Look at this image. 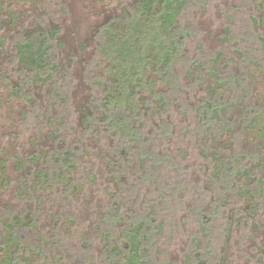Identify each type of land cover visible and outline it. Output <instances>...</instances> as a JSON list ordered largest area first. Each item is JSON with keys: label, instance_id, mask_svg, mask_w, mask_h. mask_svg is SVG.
<instances>
[{"label": "rangeland", "instance_id": "1", "mask_svg": "<svg viewBox=\"0 0 264 264\" xmlns=\"http://www.w3.org/2000/svg\"><path fill=\"white\" fill-rule=\"evenodd\" d=\"M137 2L0 0V264H107L144 219L153 264H264V0L183 4L179 86L129 109V136L103 120L99 79L113 77L104 27ZM42 27L54 76L24 80L18 42ZM59 137L73 166L51 161ZM26 215L19 242L7 224Z\"/></svg>", "mask_w": 264, "mask_h": 264}, {"label": "trees", "instance_id": "2", "mask_svg": "<svg viewBox=\"0 0 264 264\" xmlns=\"http://www.w3.org/2000/svg\"><path fill=\"white\" fill-rule=\"evenodd\" d=\"M188 0H138L128 12L114 18L105 25L106 37L104 46L105 57L109 60L106 70L112 78L102 77L99 84L103 85L105 97L102 99L101 111L107 125L126 135L137 134L131 125L128 110L140 109L155 101L169 105V99L164 92L156 91L158 82L162 81L170 86L174 93L179 86V76L174 68L180 62L186 43V32L178 23V17L183 4ZM52 34H56L52 32ZM48 31L37 28L18 42V57L23 65L24 80H47L54 76L57 66V54L48 45ZM264 41V40H263ZM157 77L155 78L153 75ZM170 91V92H171ZM152 93L153 98L145 93ZM218 103L208 101L202 117L204 120L214 119L218 113ZM83 119L88 128L98 124L94 118L91 106L86 107ZM168 126L165 132L168 133ZM56 149L51 152L56 163L63 159L65 164L73 166L71 156L73 152L66 150L65 139L59 137ZM48 159V158H47ZM227 174L233 171V164L226 167ZM39 174L50 181L52 172L40 169ZM55 172V171H54ZM57 174V173H56ZM117 213L120 206L114 204ZM31 219L29 215L20 216L18 221L11 220L14 237L21 242L23 233L18 226H23ZM152 221L144 219L137 221L125 233L126 249L113 247L108 253L107 264H153L151 259ZM8 249L10 247H7ZM14 254L7 258L14 262ZM199 264H205L200 260Z\"/></svg>", "mask_w": 264, "mask_h": 264}]
</instances>
